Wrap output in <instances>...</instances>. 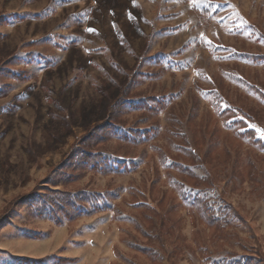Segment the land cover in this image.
<instances>
[{
    "label": "rangeland",
    "instance_id": "rangeland-1",
    "mask_svg": "<svg viewBox=\"0 0 264 264\" xmlns=\"http://www.w3.org/2000/svg\"><path fill=\"white\" fill-rule=\"evenodd\" d=\"M263 55L264 0H0V69L22 77L0 82V264H264V150L244 134L264 140ZM110 111L118 134L95 129ZM52 190L110 207L56 224L17 203Z\"/></svg>",
    "mask_w": 264,
    "mask_h": 264
},
{
    "label": "trees",
    "instance_id": "trees-1",
    "mask_svg": "<svg viewBox=\"0 0 264 264\" xmlns=\"http://www.w3.org/2000/svg\"><path fill=\"white\" fill-rule=\"evenodd\" d=\"M15 20H24L25 16L23 15H15L13 17ZM3 22H8V18L5 17ZM254 60L256 57L251 56ZM257 60H264V55L257 57ZM261 61V62H262ZM7 69V68H6ZM4 69H0V82L2 78V72ZM6 73H11L12 76H15L18 79H21V74L13 73L11 70L7 69ZM23 80V79H22ZM7 84L0 83V96L4 95L8 90ZM260 95L264 101V93L260 91ZM128 105L131 108L139 109L144 108L146 111L156 110V113H159L164 109L166 103L161 99L156 97L148 98L140 100L139 102L128 101L127 99H123V97H119L114 101L113 109L118 108L121 105ZM154 110V111H155ZM117 115L113 114L111 111L109 112L106 120L102 123H99L95 128L98 131H102L104 133L110 132L112 134H118V127L116 126ZM150 131H145L144 133L149 134ZM246 136L251 139L252 143L257 147H260L264 150V140L256 137V133L253 130H248L244 133ZM78 153V162L85 163L88 167H91L97 171L103 172H114V171H123L127 172L130 170V165L127 162H118L112 159L109 156L101 152L91 151L90 149H86L85 147H79ZM78 150V149H77ZM51 194L54 193L56 195H51L48 193H39L36 192L32 196H24L20 200H18V204H28L30 207L36 210L38 216H46L50 219H53L56 224H61L63 221V217L73 218L74 216H82L85 214H90L95 212L96 210H105L110 207L108 197L106 194L102 193H79L69 194V193H61L60 191H50ZM197 200L203 207V210L206 212L208 219H212L213 209L211 207H207L206 202L202 197H197ZM85 202V204L82 203ZM102 202V203H101ZM209 212V213H208ZM211 216V217H210ZM9 216H6V219L3 216H0V221H7ZM23 264H43L45 259H32V258H22ZM59 261H57V264Z\"/></svg>",
    "mask_w": 264,
    "mask_h": 264
},
{
    "label": "snow or ice",
    "instance_id": "snow-or-ice-1",
    "mask_svg": "<svg viewBox=\"0 0 264 264\" xmlns=\"http://www.w3.org/2000/svg\"><path fill=\"white\" fill-rule=\"evenodd\" d=\"M91 31V30H90Z\"/></svg>",
    "mask_w": 264,
    "mask_h": 264
}]
</instances>
